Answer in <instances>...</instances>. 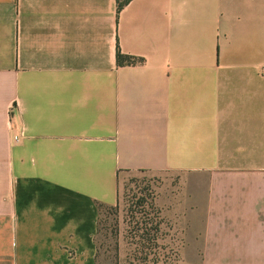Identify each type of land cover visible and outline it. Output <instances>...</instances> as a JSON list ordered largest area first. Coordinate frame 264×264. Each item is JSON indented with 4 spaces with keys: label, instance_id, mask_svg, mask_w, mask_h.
Here are the masks:
<instances>
[{
    "label": "crops",
    "instance_id": "obj_1",
    "mask_svg": "<svg viewBox=\"0 0 264 264\" xmlns=\"http://www.w3.org/2000/svg\"><path fill=\"white\" fill-rule=\"evenodd\" d=\"M136 170L181 179L180 264H264V0H0V264H105Z\"/></svg>",
    "mask_w": 264,
    "mask_h": 264
},
{
    "label": "rangeland",
    "instance_id": "obj_2",
    "mask_svg": "<svg viewBox=\"0 0 264 264\" xmlns=\"http://www.w3.org/2000/svg\"><path fill=\"white\" fill-rule=\"evenodd\" d=\"M180 184L170 171L124 172L118 203L100 206L98 258L105 264H180L188 229ZM142 251H149L147 261L135 257Z\"/></svg>",
    "mask_w": 264,
    "mask_h": 264
},
{
    "label": "trees",
    "instance_id": "obj_3",
    "mask_svg": "<svg viewBox=\"0 0 264 264\" xmlns=\"http://www.w3.org/2000/svg\"><path fill=\"white\" fill-rule=\"evenodd\" d=\"M130 0H118V6L119 8L123 7V5L127 2H129ZM124 57L123 53L121 51L118 52V58L119 59H122ZM100 211V210H99ZM98 228H99V219H98ZM98 228H97V231H98ZM150 232V230L147 232V234ZM142 237L143 239L144 238H147V234H146V231L142 232ZM146 234V236H145ZM97 244V243H96ZM144 252V253H143ZM142 255L140 256H135L137 257V259L141 260V261H147L149 259V251L145 252V251H142ZM96 257L98 258V251H97V254H96ZM99 259V258H98ZM139 264H142V263H139Z\"/></svg>",
    "mask_w": 264,
    "mask_h": 264
}]
</instances>
